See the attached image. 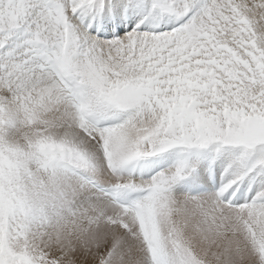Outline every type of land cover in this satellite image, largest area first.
Wrapping results in <instances>:
<instances>
[{
  "label": "snow or ice",
  "instance_id": "snow-or-ice-1",
  "mask_svg": "<svg viewBox=\"0 0 264 264\" xmlns=\"http://www.w3.org/2000/svg\"><path fill=\"white\" fill-rule=\"evenodd\" d=\"M0 264H264V0H0Z\"/></svg>",
  "mask_w": 264,
  "mask_h": 264
}]
</instances>
